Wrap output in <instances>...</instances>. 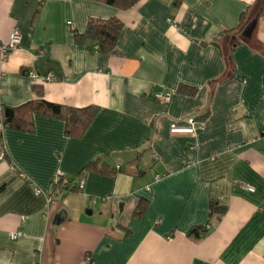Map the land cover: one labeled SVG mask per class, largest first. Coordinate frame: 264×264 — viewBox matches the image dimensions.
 Returning a JSON list of instances; mask_svg holds the SVG:
<instances>
[{"label": "crops", "instance_id": "1", "mask_svg": "<svg viewBox=\"0 0 264 264\" xmlns=\"http://www.w3.org/2000/svg\"><path fill=\"white\" fill-rule=\"evenodd\" d=\"M258 1L0 0V42L22 35L19 49L0 51V103L36 101L39 89L52 103L98 107L82 133L41 112L30 129L0 119V264L87 254L94 264H264V15L248 41L225 31ZM90 17L122 21L111 52L76 40ZM29 70L56 79L34 82ZM189 117L203 129L171 132ZM95 160L142 173L89 168L79 179ZM59 171L83 187L53 188Z\"/></svg>", "mask_w": 264, "mask_h": 264}, {"label": "trees", "instance_id": "2", "mask_svg": "<svg viewBox=\"0 0 264 264\" xmlns=\"http://www.w3.org/2000/svg\"><path fill=\"white\" fill-rule=\"evenodd\" d=\"M112 6L129 9L137 4L140 0H102ZM264 15V0H259L256 9L248 16V9L241 13L240 22L237 27L226 29L227 32H238L240 38L248 41L251 38L244 36V31L252 23L253 20H259ZM123 27V23L117 17L102 19L98 17H90L86 29L83 33H75L76 40L82 46L96 47L98 51L103 53L111 52L116 46L119 33ZM92 42L91 45L89 43ZM88 43V44H87ZM37 88V87H36ZM188 90V89H187ZM191 89H189L190 91ZM39 99L29 101L18 107L3 106L0 103V119L4 126H12L16 128L30 129L33 124V114L36 112L45 113L54 117L62 118L66 121L67 131L69 133H82L89 126L98 107L89 106L83 108L67 107L57 103H52L43 98V92L38 89ZM89 168L97 170L101 174L115 175L117 172L137 173L142 172L136 168L129 166L113 167L106 162L98 164V160L89 163L79 173V179L82 174ZM60 187L62 191L79 190V181L76 178H69L68 182L62 180L54 182L53 188ZM144 203L140 202L135 209L134 216L138 218L144 211Z\"/></svg>", "mask_w": 264, "mask_h": 264}, {"label": "built area", "instance_id": "3", "mask_svg": "<svg viewBox=\"0 0 264 264\" xmlns=\"http://www.w3.org/2000/svg\"><path fill=\"white\" fill-rule=\"evenodd\" d=\"M68 25L72 28L75 29V24L73 21H69ZM22 42V35L21 33L16 30L12 33L10 40L7 43H1L0 42V51H1V56L2 58H6L8 54L13 51L17 50L20 48ZM29 77L34 81V82H47V81H53L55 76L49 75L47 77L40 76L35 70H29L28 71ZM155 97L159 99L160 101H168L170 99V93H156ZM204 124L202 121L197 120L195 117H189L188 119V125L186 127H179L176 124L171 125V132L172 133H187V134H194L197 131L203 129ZM6 157V151L4 149L3 143L0 142V159ZM121 167V165H119ZM14 169L15 167L12 166ZM158 178V177H157ZM59 180H62L64 183L68 182V176L64 171H59L55 177L54 182H57ZM79 187H83V181H79ZM149 188V187H147ZM249 189L253 190L254 187L248 186ZM37 191H40L39 188H37ZM49 200H52V198H49ZM21 232H17L13 234V238H16ZM82 264H94L93 259L90 254H87L84 258V261Z\"/></svg>", "mask_w": 264, "mask_h": 264}, {"label": "water", "instance_id": "4", "mask_svg": "<svg viewBox=\"0 0 264 264\" xmlns=\"http://www.w3.org/2000/svg\"><path fill=\"white\" fill-rule=\"evenodd\" d=\"M257 22H258L257 19L252 21V23L244 31V36L251 37L253 35V32H254V30H255V28L257 26Z\"/></svg>", "mask_w": 264, "mask_h": 264}]
</instances>
